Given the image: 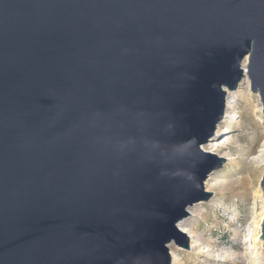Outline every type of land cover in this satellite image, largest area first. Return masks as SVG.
Segmentation results:
<instances>
[{"label":"water","instance_id":"95a60500","mask_svg":"<svg viewBox=\"0 0 264 264\" xmlns=\"http://www.w3.org/2000/svg\"><path fill=\"white\" fill-rule=\"evenodd\" d=\"M245 58L264 116V0H0V264H171Z\"/></svg>","mask_w":264,"mask_h":264},{"label":"rangeland","instance_id":"374dc122","mask_svg":"<svg viewBox=\"0 0 264 264\" xmlns=\"http://www.w3.org/2000/svg\"><path fill=\"white\" fill-rule=\"evenodd\" d=\"M235 94L229 119L221 122L213 136L217 149L212 153L225 159L204 182L205 190L213 194L191 205L184 218L191 224L197 245L185 249L174 242L168 244L178 254L176 264H263V240L260 247L255 226L262 211L258 190L264 162L252 166L246 148L257 133V144L261 143L264 116L259 111V95L251 88L246 97ZM202 148L211 150L207 143Z\"/></svg>","mask_w":264,"mask_h":264},{"label":"bare ground","instance_id":"6f19581e","mask_svg":"<svg viewBox=\"0 0 264 264\" xmlns=\"http://www.w3.org/2000/svg\"><path fill=\"white\" fill-rule=\"evenodd\" d=\"M246 63H247V58H245L243 61L244 76L242 79V83H240L239 86L235 90H227V92H226L224 115H223V118L221 119V121L217 125V128L215 130V135H217L218 130L220 129L221 122L223 123V122L227 121L230 117V113H231L230 110L234 106V100H232L233 98H231V97H234V95H236L235 92L246 97L248 92L250 91V83H249V78L247 76ZM262 121H264V120L262 119ZM258 137H259V133L256 134V136L251 140V142L249 141L248 146L246 148V150H247L246 154L247 155L251 154V158L249 157L250 160L248 159L249 163L252 166H256V167H258L259 165H261L264 162V137H262L261 143L257 144L256 140ZM214 139L215 138L212 137L209 141L206 142L207 145H209V148H211V150L209 152H213V150L217 149V143H215ZM257 147H258V149H257ZM222 157H224V156H222ZM209 177H210V175H209ZM206 183H207V181H206ZM261 188H262V186L259 187L258 197H260V199L262 201V211L260 214L261 215L260 219L256 222V226H255L256 230H257V234L255 235V241L260 243V247H262V239L260 237H257V236L260 234V224H261L262 218L264 217V197H263L264 195H263V189H261ZM189 209L191 210V208H189ZM177 225L181 231H183L187 234V236L189 238V244H190L189 248L191 249L193 246L197 245V239H195L194 234L192 233L191 224L186 222V220L183 218L178 222ZM169 251H170V255H171L172 264H176V262L178 260L177 252L172 248H170Z\"/></svg>","mask_w":264,"mask_h":264}]
</instances>
